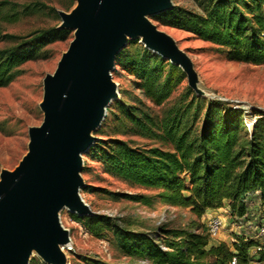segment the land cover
<instances>
[{"label":"trees","instance_id":"trees-1","mask_svg":"<svg viewBox=\"0 0 264 264\" xmlns=\"http://www.w3.org/2000/svg\"><path fill=\"white\" fill-rule=\"evenodd\" d=\"M193 2L199 10L175 6L156 16V22L224 49L230 61L264 64V0ZM28 11V5L20 12L5 0L0 1L2 22H15ZM67 32L52 27L26 37L0 33V44H5L0 48V88L12 82L17 67L37 58L42 47L62 39ZM128 47L117 53L114 63L139 80L137 87L152 106H163L173 93L174 77H179L181 70L167 63L169 70L161 82L164 59L146 48L133 54ZM186 93L192 92L187 89ZM184 98H178L160 119L148 113L140 117L130 111L132 107L119 105L121 111L117 120L129 121L140 129L144 138L169 146L170 150L131 146L128 141L108 139L97 140L89 149V156L101 165L104 173L159 191L153 196H120L129 201L147 207L159 202L169 207L189 208L198 219L208 211L226 206L232 218L242 222L256 220L264 211V128L259 125L262 120L254 124L249 139L239 140L240 129H243L240 110L208 103L202 125L196 128L203 100L194 95L191 100ZM106 121L97 133L104 132ZM94 190L87 184L81 188L82 193ZM253 198L257 203L252 202ZM71 217L83 222L93 236L99 235L100 228L110 221L102 215ZM199 229H202L200 233L184 229L161 230L155 240L144 234L130 236L131 232L125 229H115V233L127 255H135L151 264H228L233 256L238 264H247L249 242L239 241L230 247L225 242L213 241L202 227L196 230ZM131 240L136 244H129Z\"/></svg>","mask_w":264,"mask_h":264},{"label":"rangeland","instance_id":"rangeland-1","mask_svg":"<svg viewBox=\"0 0 264 264\" xmlns=\"http://www.w3.org/2000/svg\"><path fill=\"white\" fill-rule=\"evenodd\" d=\"M5 1L20 12L24 5L29 6V11L17 21L12 23L0 21V33L23 37L42 29L52 27L59 29L61 20L57 11L71 13L76 4L75 0ZM172 1L175 6L199 10L193 0ZM158 15L149 16V19L158 29L171 36L177 46L188 55L193 63L200 92L189 88L187 76L181 71L179 77H174L175 87L168 102L156 108L138 89L139 80L129 75V72L123 70L119 64L114 63L111 74L112 82L117 85L118 99L107 108L105 116L107 127L103 129L104 132L97 133L103 122L98 129L92 132L91 136L95 139L93 144L97 140L121 139L128 141L131 146L170 150L169 146H164L149 137L144 138L140 135V129L129 121L116 118L120 117L119 105H123L132 107L130 111L140 117L148 113L160 119L165 111L182 96L185 97V101L191 100L193 95L203 100V109L199 113L196 128L202 125L203 113L208 103H219L225 109L240 110L243 129H240L239 140L249 139L254 124L259 120H262L259 125L264 128V64L253 65L230 61L226 58L224 49H218L217 46L191 33L156 22L155 17ZM67 31L62 39H57L42 47L37 58L17 67L12 82L0 88V173L2 170L13 171L18 166L27 152L28 129L39 126L42 122L43 114L39 104L43 98V79L47 74L55 71L62 54L73 39L75 30ZM128 45L130 46L128 50L133 51V54L141 53V48H144L139 38L128 39L124 48ZM4 46L5 44H0V48ZM163 61L165 68L162 69L161 82L169 70L167 65L169 62L165 59ZM187 89L192 93L188 95ZM127 129L128 131H125ZM89 149L81 155L84 171H81L80 175L84 184L95 190L91 193H82L80 190V195L96 215L109 217L110 221L107 226L100 228L99 235L93 236L85 229L83 222L74 220L71 217L73 214L65 209L62 210L60 221L64 229L69 231L70 238V243L61 247L66 257V264H95L96 262L151 264L143 258L127 255L119 245L115 229H125L131 232L130 236L144 234L152 240L159 237L161 230L184 229L199 233L202 229L196 230L197 227L205 230V218L210 216V213L198 219L189 208L169 207L159 202L147 207L120 197L122 194L153 196L159 191L145 189L104 173L101 165L89 156ZM184 195L187 194L184 193ZM254 201L257 203V200L253 198L252 202ZM262 208L264 209V205ZM235 221L238 226L244 225V222L238 219ZM229 229L226 227L223 233L230 238L232 233ZM223 233L219 236V240ZM237 233L241 235L240 232ZM128 243L136 244L133 240ZM31 260L35 261V264H44L35 252L32 253Z\"/></svg>","mask_w":264,"mask_h":264},{"label":"water","instance_id":"water-1","mask_svg":"<svg viewBox=\"0 0 264 264\" xmlns=\"http://www.w3.org/2000/svg\"><path fill=\"white\" fill-rule=\"evenodd\" d=\"M75 2L71 13L57 11L59 29L75 32L55 71L43 79L42 122L28 129L18 166L0 173V264H29L31 251L44 264H66L61 247L70 238L61 211L96 215L80 195L81 155L93 144L105 107L118 99L110 73L128 39L141 38L144 48L181 69L189 88L200 92L188 55L149 19L172 10V0Z\"/></svg>","mask_w":264,"mask_h":264},{"label":"built area","instance_id":"built-area-1","mask_svg":"<svg viewBox=\"0 0 264 264\" xmlns=\"http://www.w3.org/2000/svg\"><path fill=\"white\" fill-rule=\"evenodd\" d=\"M263 212L261 211L257 215L258 217L255 218L256 220L258 219L257 222L253 220L251 222H244V225L238 226L235 223V219L237 218H232L230 210L225 208L222 214L205 218V232L210 239L219 241V236L225 231V228H230L229 232L232 234L230 235L229 246L232 247V244H237L239 241L249 242L251 247L248 251L247 264H264ZM237 232H240L241 235ZM228 264H238V259L233 256Z\"/></svg>","mask_w":264,"mask_h":264},{"label":"crops","instance_id":"crops-1","mask_svg":"<svg viewBox=\"0 0 264 264\" xmlns=\"http://www.w3.org/2000/svg\"><path fill=\"white\" fill-rule=\"evenodd\" d=\"M226 207H223V208H220V209H216V210H211V211H208L205 215H208V213H210L209 215L210 216H213V215H220V214H222L223 213V211H224V209H225ZM227 235V234H226ZM224 233H223V235H222V237H221V239L219 240V242H225V243H227L228 245H229V237H227ZM223 239H225L224 241H223ZM213 241H215V242H218V241H216V240H213Z\"/></svg>","mask_w":264,"mask_h":264},{"label":"bare ground","instance_id":"bare-ground-1","mask_svg":"<svg viewBox=\"0 0 264 264\" xmlns=\"http://www.w3.org/2000/svg\"><path fill=\"white\" fill-rule=\"evenodd\" d=\"M126 38H129V37H126ZM141 39V38H140ZM155 54V53H154ZM157 55V54H156ZM111 74V73H110ZM116 100V99H115ZM114 101V100H113ZM112 100L110 101V103L105 107V113H104V118L102 120V122L104 121L105 119V116H106V111H107V108L109 107V105L113 102ZM98 127V126H96ZM67 244H65L64 246H66ZM34 251H31V253H33Z\"/></svg>","mask_w":264,"mask_h":264}]
</instances>
